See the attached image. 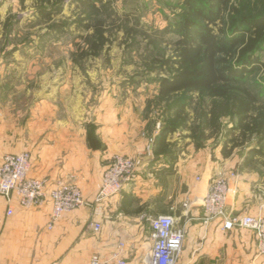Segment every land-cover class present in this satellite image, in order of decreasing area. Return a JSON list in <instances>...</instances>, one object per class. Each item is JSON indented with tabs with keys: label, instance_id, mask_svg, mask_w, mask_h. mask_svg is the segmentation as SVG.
Segmentation results:
<instances>
[{
	"label": "crops",
	"instance_id": "1",
	"mask_svg": "<svg viewBox=\"0 0 264 264\" xmlns=\"http://www.w3.org/2000/svg\"><path fill=\"white\" fill-rule=\"evenodd\" d=\"M104 86L95 105L89 106L80 94L68 100L61 116L51 103L63 100L58 96L68 89L46 83L28 144L32 149H26L22 139L10 142L21 131L18 125L13 136L7 124H0V155L29 151L30 175L51 184L74 179L88 201L94 200L103 171L116 154L135 159L136 179L101 204L66 213L51 229L50 203L26 209L15 199L14 213L7 215V202L0 194V264H88L95 253L111 258L121 242L127 244L129 264H143L142 256L152 243L153 205L185 229L180 264H264L253 230H224L220 218L206 224L202 207L212 179L222 176L230 185L229 212L264 217V167L255 161L260 157L246 162L249 150L242 158L237 148L225 156L221 145L197 148L190 137L184 145L174 136L177 132L167 139L171 153L161 152L157 144L148 152L143 106L135 108V99L120 97L119 82ZM41 106L47 109L40 113ZM167 183L172 192L160 194ZM93 223H100L101 229L94 230Z\"/></svg>",
	"mask_w": 264,
	"mask_h": 264
},
{
	"label": "rangeland",
	"instance_id": "2",
	"mask_svg": "<svg viewBox=\"0 0 264 264\" xmlns=\"http://www.w3.org/2000/svg\"><path fill=\"white\" fill-rule=\"evenodd\" d=\"M182 4L183 0H101L93 7L85 0H0V124H7L8 134L13 136L15 127L21 128L10 142L22 139L25 148L32 149L28 144L33 141L31 130L38 124L34 120L42 104L38 98L46 83L67 87L66 94L58 96L63 100L51 103L63 116L70 98L81 94L84 102L93 106L98 101L95 98L105 91V84L119 82L120 97L135 99V108L143 106L145 133L148 143L152 139L153 149L159 130L171 117L167 102L157 96L158 80L168 73L156 61L174 53L178 35L166 29L184 14ZM232 5L244 14L263 9L260 0H231ZM41 8L51 9V15L43 16ZM224 15L228 17L229 13ZM97 21H102L108 41L98 55L80 58L82 50H90L84 37L94 33L92 26ZM259 55L264 62V49ZM251 80L264 90V70ZM196 107V101L188 104V120L174 135L184 145L189 137L193 140ZM42 109L47 108L41 106L40 113ZM223 125L217 135L207 132L201 140L203 147L225 145L224 133L232 123L224 119ZM239 141L236 153L241 158L256 145L254 139ZM227 145L229 149L232 143ZM255 161L264 167L262 157ZM169 185L160 194H170L173 187ZM134 200L131 198L130 203L135 204ZM160 214L153 205L150 223Z\"/></svg>",
	"mask_w": 264,
	"mask_h": 264
},
{
	"label": "trees",
	"instance_id": "3",
	"mask_svg": "<svg viewBox=\"0 0 264 264\" xmlns=\"http://www.w3.org/2000/svg\"><path fill=\"white\" fill-rule=\"evenodd\" d=\"M98 1L101 0L85 3L95 7ZM230 2L183 0L184 14L166 29L178 38L173 55L156 61L168 73L158 80L157 96L167 102V112L171 114L157 135L161 152L171 153L167 139L186 124L188 104L196 101L197 123L191 137L197 148L203 147L201 140L207 132L209 136L222 132L223 121L228 119L232 127L224 133V155L229 156L240 146L239 140L242 143L254 139L256 145L249 150L246 162L254 156L264 159V90H259L256 80L251 82L254 75L264 70L259 55L264 49V0H260L263 9L247 14L230 6ZM39 12L51 15L48 8ZM92 27L94 33L84 37L90 50H82L80 58L98 55L108 41L102 21ZM229 143L232 145L228 149Z\"/></svg>",
	"mask_w": 264,
	"mask_h": 264
},
{
	"label": "built area",
	"instance_id": "4",
	"mask_svg": "<svg viewBox=\"0 0 264 264\" xmlns=\"http://www.w3.org/2000/svg\"><path fill=\"white\" fill-rule=\"evenodd\" d=\"M152 139L147 151H152ZM32 155L25 150L19 153L0 155V194L7 202V215L14 213V200L26 208L41 207L50 203L52 211L48 228L68 212L83 206L98 205L118 195L124 186L136 179V162L129 156L116 154L106 165L100 188L93 201H88L79 184L74 180H58L51 184L47 178L30 175ZM230 185L227 178L218 176L212 179L202 199L203 222L221 219L224 230L248 228L255 232L257 250L264 255V217L249 214H235L227 209ZM189 202L184 203L188 207ZM97 209V207H96ZM94 230L101 229L100 223H93ZM151 246L142 256L143 264H180L185 240V229L177 225L171 214H160L151 220ZM127 244L121 242L111 258L93 254L88 264H129L125 256Z\"/></svg>",
	"mask_w": 264,
	"mask_h": 264
}]
</instances>
